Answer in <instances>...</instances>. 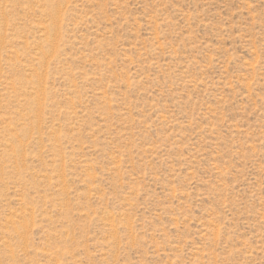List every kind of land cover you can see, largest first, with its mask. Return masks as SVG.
<instances>
[{
    "label": "rangeland",
    "instance_id": "obj_1",
    "mask_svg": "<svg viewBox=\"0 0 264 264\" xmlns=\"http://www.w3.org/2000/svg\"><path fill=\"white\" fill-rule=\"evenodd\" d=\"M0 264H264V0H0Z\"/></svg>",
    "mask_w": 264,
    "mask_h": 264
}]
</instances>
